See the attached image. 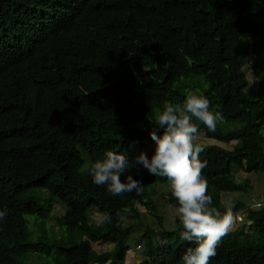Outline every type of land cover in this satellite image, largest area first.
<instances>
[{"label": "trees", "instance_id": "obj_1", "mask_svg": "<svg viewBox=\"0 0 264 264\" xmlns=\"http://www.w3.org/2000/svg\"><path fill=\"white\" fill-rule=\"evenodd\" d=\"M240 33L264 40V0H0V264H125L143 227L138 264H183L194 245L181 239L179 218L176 229L162 225L157 207L166 177L134 167L143 192L112 196L86 169L106 150L135 160L154 142L152 129L163 131L155 114L165 102L182 104L186 90L223 115L214 132L197 121L199 135L237 141L233 149L198 141L212 206L245 212L209 264H264V205L221 199L251 186L235 179V165L264 172V75L254 48L257 92L246 89L249 43ZM165 202L178 207L170 190ZM138 204L159 227L143 224ZM93 208L102 223L91 220ZM51 216L60 236L46 225ZM98 242L114 247L98 252ZM35 252L45 262L30 261Z\"/></svg>", "mask_w": 264, "mask_h": 264}, {"label": "clouds", "instance_id": "obj_2", "mask_svg": "<svg viewBox=\"0 0 264 264\" xmlns=\"http://www.w3.org/2000/svg\"><path fill=\"white\" fill-rule=\"evenodd\" d=\"M210 105L206 96L186 90L182 104L165 102L162 110L155 114L156 127L163 131L158 134L154 128L150 132L155 142L151 157L142 151L135 160H130L126 152L106 150L86 169L93 183L106 186L112 196L143 192L142 180L134 178L130 172L134 167L141 166L154 177H166L171 194L178 203L176 212L183 228L181 239L194 245L183 252V264H209L222 239L235 224L231 209L226 208L221 213L212 206L213 199L207 194L208 182L202 174L207 162L200 159L203 146L198 143L196 121L214 132L217 123L223 120V115ZM259 205L263 206L264 202ZM236 213L241 221L245 219V212ZM4 217L5 213L0 211V219ZM116 217L121 222L125 219L121 212H117Z\"/></svg>", "mask_w": 264, "mask_h": 264}, {"label": "rangeland", "instance_id": "obj_3", "mask_svg": "<svg viewBox=\"0 0 264 264\" xmlns=\"http://www.w3.org/2000/svg\"><path fill=\"white\" fill-rule=\"evenodd\" d=\"M240 39L244 38L248 40V55H247V60L245 63V69L246 72L249 76L250 83L246 89L252 90L253 92H257V86H258V75H264V40L263 39H256L254 42L251 38V36L245 37L244 34H238ZM254 42V43H253ZM255 48V54L256 55V60L257 64L259 67V72L258 75L254 71V67L252 64V51ZM256 65V62H255ZM197 122V121H196ZM224 129H226L224 127ZM203 144H217L221 145L225 148L228 149H233L237 141H230V142H224L220 141L216 138H210L205 135V132H202L201 135H199V140ZM151 148H155V142L150 143L146 145L143 148H138L136 149V153L139 154L140 152H145L146 154L150 151ZM234 174H235V179L238 182L243 181L244 179H248L250 182V187L246 192H240V191H232V192H224L222 193V201L225 203V205L230 206L232 205L235 201H244L246 205H253L254 207H260L259 203L264 202V172H246L240 167H237V165L234 166ZM170 190L169 184H161L158 186V193H164L165 196L167 192ZM46 193V192H45ZM165 196H158L157 195V201H158V209L160 214H162V225L168 229V230H173L178 227L176 223V219L178 218L177 212H176V207H173L165 202ZM61 207L59 204L55 205L54 208V213L60 214L61 212ZM138 209H140L141 217L143 218V224H152L154 227H159V220L154 217L152 214L146 211V207L144 205L138 204ZM239 213H233L234 218H235V224L233 228L231 229L230 233L233 235L234 233L238 232L239 229L242 227V224L244 221H241L240 217L237 216ZM90 218L94 223L100 224L104 221V215L97 209L93 208L90 213ZM131 221H137L136 219H130ZM56 220L53 216H51L48 221L46 222V225L52 228V232L56 236L61 235V230L59 226H56ZM30 227L34 230H38V226L30 222ZM246 231H249V227H245ZM181 231V230H180ZM179 232V230H178ZM144 233V227L143 228H137L135 230L134 235H132L131 240H130V250L127 252L126 255V260L125 264H138L139 260L141 258V252L143 251L145 244L143 239L141 238V235L143 236ZM235 236V235H234ZM140 238V239H139ZM160 243L165 242L164 239L161 237H158ZM141 243L142 245L139 246L138 244ZM114 245L109 242H98L95 244L94 248L98 252H103V251H109L112 250ZM36 252L32 257L30 258V261H35L37 262H45L43 258L37 257ZM29 263V261L27 262ZM94 264V263H92ZM108 264V263H107Z\"/></svg>", "mask_w": 264, "mask_h": 264}, {"label": "bare ground", "instance_id": "obj_4", "mask_svg": "<svg viewBox=\"0 0 264 264\" xmlns=\"http://www.w3.org/2000/svg\"><path fill=\"white\" fill-rule=\"evenodd\" d=\"M28 29V28H27ZM24 32H25V30H24ZM31 43H32V41H30Z\"/></svg>", "mask_w": 264, "mask_h": 264}, {"label": "crops", "instance_id": "obj_5", "mask_svg": "<svg viewBox=\"0 0 264 264\" xmlns=\"http://www.w3.org/2000/svg\"><path fill=\"white\" fill-rule=\"evenodd\" d=\"M234 141V140H233Z\"/></svg>", "mask_w": 264, "mask_h": 264}]
</instances>
